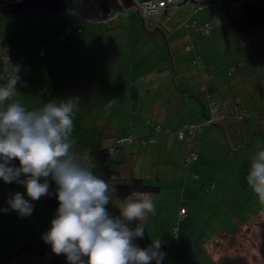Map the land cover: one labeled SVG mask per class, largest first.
<instances>
[{
  "label": "crops",
  "instance_id": "obj_1",
  "mask_svg": "<svg viewBox=\"0 0 264 264\" xmlns=\"http://www.w3.org/2000/svg\"><path fill=\"white\" fill-rule=\"evenodd\" d=\"M136 1L103 19L114 24L98 35L92 31L90 39L71 37L43 57L36 56L42 42L53 41L69 22L81 21L72 18L48 28L43 16L49 14L33 16V23L23 20L26 24L12 18L2 23L0 18V55L11 53L8 69L19 65L26 83L17 84L14 99L32 109L50 100L78 97L72 133L77 151L107 150L130 130L133 143L116 148L110 159L120 164L124 179L138 178L155 188L136 194L153 198L156 213L144 221V233L151 242L157 237L162 241L166 256L161 264H226L227 256L221 252L227 242L264 212V204L245 180L251 157L264 147V0H234L236 6L231 0L204 1L209 3L205 7L221 6L206 9L202 2L191 17L164 25L160 17L167 14V7L159 11L158 30V25L145 26V20L129 11L137 12ZM188 20L208 24L209 35L186 27ZM18 30L25 39L18 37ZM99 35L104 40L97 43ZM202 81L206 91H201ZM210 101L219 103L217 115L225 117L204 125L193 143L198 158L186 172L182 165L186 148L172 131L185 123H204ZM240 110L250 115L238 120L234 114ZM156 125L171 132L144 146L140 141L152 135ZM9 187L11 194L20 192L30 199L22 185L13 182ZM8 198L0 185V209H8L0 211V264H47L49 257L39 259L19 250L31 236L51 249L42 235L50 229L49 219L57 208L43 197L31 201L30 216L20 217L10 209ZM125 199L111 195L109 212L118 216L117 206ZM180 206L187 217L179 224L176 246L170 227Z\"/></svg>",
  "mask_w": 264,
  "mask_h": 264
},
{
  "label": "clouds",
  "instance_id": "obj_2",
  "mask_svg": "<svg viewBox=\"0 0 264 264\" xmlns=\"http://www.w3.org/2000/svg\"><path fill=\"white\" fill-rule=\"evenodd\" d=\"M20 71L19 65H11L0 84V179L22 185L30 199L20 192L10 194V209L28 217L34 211L31 201L55 195L58 208L42 239L68 264H161L166 253L159 237L146 248L135 243L144 238V221L156 213L153 198L134 193L117 206L118 216L111 214L108 206L116 177L105 180L95 174V165L83 162L72 138L79 98L54 99L29 109L14 99L17 84L26 86ZM245 180L264 204V147L251 157Z\"/></svg>",
  "mask_w": 264,
  "mask_h": 264
},
{
  "label": "trees",
  "instance_id": "obj_3",
  "mask_svg": "<svg viewBox=\"0 0 264 264\" xmlns=\"http://www.w3.org/2000/svg\"><path fill=\"white\" fill-rule=\"evenodd\" d=\"M75 1L76 0H35V1H33L31 3V5L29 6V8H36V9H38L39 11H41L43 13L61 12L63 10H74L75 9V7H74L75 6V4H74ZM144 1H151V0H142L141 1V4ZM159 1L160 2H166V0H158L156 3H158ZM107 4L109 5V8H111L113 10H115V9L118 8L114 4V2H112V1L110 3H107ZM173 4H175V3H173ZM173 4L170 5V6H173ZM170 6H167V7H170ZM75 12L81 17V19H88V20H91V21L92 20H99V19H105V18H107L106 11H102L101 12V9L100 10L97 9V6L94 4V2L92 0H81V6L78 9L76 8L75 9ZM9 13H13V10L12 9L5 10V11H2L1 10V12H0V14H2V15H7ZM138 13H140V12L138 11ZM162 14H163V12H160V16H162ZM141 20H145V19H143L142 15H141ZM158 21H159V16H158ZM191 21L192 20H188V21L185 22V24L187 22H191ZM73 23H77L78 24V22H73ZM145 23H146V20H145ZM78 25L80 27V24H78ZM148 25L150 26V25H152V23L151 24H145V26H148ZM157 25H158V28H156ZM204 25H208V24H204ZM195 26H196V28L200 27L197 24L196 21H195ZM201 26H203V25H201ZM156 27H155L156 28L155 30H158L159 29V22H156ZM63 30H64V28H63ZM63 30H62V32L60 34L63 33ZM197 31H199V30H197ZM53 46H54V44H53ZM4 55H6V54H4ZM0 56H3V55H0ZM6 56H8V55H6ZM43 56H39V57H43ZM9 59L7 60V62L9 61ZM6 69H8V66H7L6 61H5V64H4V62L0 60V75H2L4 77V79H0V84L5 83V70ZM204 76H205V74H204ZM206 90L207 89H206L205 83L202 81L201 82V91H206ZM212 103L219 104L216 101H210V102H208L209 109H210V105ZM209 115L210 114L208 112V114L204 118V121L207 120V118H209ZM188 124H196L197 125V123H194V122L193 123L192 122L185 123L180 128H178L177 130L183 128L184 126H186ZM177 130H174L172 132L174 133L176 139L179 142H182L183 145L186 148V154L184 156L183 164L182 165H183L184 170L187 172L188 169H189V167L196 162L198 156H197L196 160L193 163L184 166L185 165V162H186L185 161V157L188 154V148L186 147V145H185V143L183 141H181V140H179L177 138V134H176ZM170 132H171V130H169L168 128H161L160 132H156L155 126H154L152 135H150L149 137L141 140L140 142L142 143V141H144L145 142L144 143V146H145V145H148V144L153 143L155 141V137L157 135H160V134H169ZM198 135L199 134L196 135V138L198 137ZM128 136L131 137L130 130H126L122 135H120L119 137H117L116 140H115V143L111 147L112 148V151H110V148H108L107 150L98 151L96 153L90 152V150L88 148H84V149L78 151V153L81 154L83 151L88 150V152H89L88 162L89 163H87V164H89V165H95V167L93 168V171H94L95 174L100 175L105 180H109V178L112 177V176H115L116 177V182L113 184L114 191L111 193V195L114 196V197H116V198H118V199H121V200L129 197L130 195H132L134 193H149V192L154 191V189H155L154 187H151V186L145 184L143 182V180L138 179V178H132L130 180L124 179L122 177V175L120 173V169L118 167V164L119 163H116V162H114V161H112L110 159V155L112 154V152L115 151L116 148L121 147V146H123L125 144H132L133 143L132 138H131V142H125V143L120 144V145H118L116 143V141L119 138H124V137H128ZM193 150L196 153L194 146H193ZM196 155H197V153H196ZM49 182H50V191H53L54 192L56 186L54 185L53 181L50 180ZM212 189H213V185L210 186L209 188H205L204 190H205V192H209ZM44 202L47 205H49L50 207L58 208V200L55 198V195H53L51 197H47V196L44 197ZM181 208H184V207H182V206L178 207L177 212L175 214V218H174L173 224L170 227L171 228V231H172L173 244L176 245V246H178L177 243L179 242L178 241L179 238L177 236V234L179 235V224L187 217V211H186L185 216H183L182 218H178V211ZM0 220H1V215H0ZM173 228L174 229L176 228V230H177L176 236L173 233ZM135 243L140 248H146L152 242H151V239L144 233V238L143 239L137 238L136 241H135ZM21 246L22 247L19 250V253L20 254L26 253V254H29V255H33V256H35V257H37L39 259H45L46 257H49L50 260L47 262V264H67L68 263L62 255H56V254H54L52 252V250L50 248L42 246L40 244V242H38V239L35 236H31Z\"/></svg>",
  "mask_w": 264,
  "mask_h": 264
},
{
  "label": "rangeland",
  "instance_id": "obj_4",
  "mask_svg": "<svg viewBox=\"0 0 264 264\" xmlns=\"http://www.w3.org/2000/svg\"><path fill=\"white\" fill-rule=\"evenodd\" d=\"M141 1L142 0H137L135 2V5L137 6L136 7L137 12H135V9L129 10V11L133 12L134 15L136 16V18H138V19L139 18L141 19V15H142ZM157 1L158 0H151V2H155V3ZM201 1H207V0H180V2L176 1L175 4H173V6L168 7L169 11L167 12V14H165L161 17V22L164 23V25H171V24H174L175 22L181 21V19L183 20V17L185 19H187L189 16L191 17L193 14H195L194 12H196L197 7L195 4L200 3ZM231 1H232V5H234V0H231ZM238 1H241V0H238ZM217 6H221V5L220 4L219 5H209V6L205 7L204 3H203V8L205 7L206 9H210V8L216 9ZM229 6H230V4H228L227 7H229ZM234 6H236V5H234ZM164 9H166V8H164ZM138 11L141 14L138 13ZM156 14H157L156 15V21H154L151 18H148V19H145L146 23L147 24L152 23L153 27H156V22H159L158 21L159 12ZM120 15H122L124 17L126 16L124 14H120ZM152 15H154V14H152ZM4 16L5 15L0 14V18H4V19H1L2 23H5L7 21L6 18H12V20L22 21L23 24H26L23 20H30V21L33 20L32 23L35 22V19L33 18V16H22V15L21 16L20 15H16V16L11 15L9 17H4ZM43 18L48 22V28H50L51 26L59 25L63 21H69L72 18L76 19L75 21H78V19L81 21L80 27H79L80 28L79 33H68V34H66L64 42L59 41L56 37H55L56 39L54 38L56 40V43H59V44H66V42L69 40V38H71V37L72 38L73 37H80L81 38L83 35H85V37H87L84 39H90L88 37H90V33H92V31H94L95 34L98 35L103 27H105V26L109 27L112 24H114V23L109 24L108 22H104V20H97V21H91L88 19L81 20L80 19L81 17L72 10H65V11H61V12L50 13L48 16H43ZM26 22H28V21H26ZM71 24L72 23L69 22L67 24V26H70ZM7 27L10 28V26H7ZM149 27L151 28V25ZM120 31L121 30L118 31L117 35H121ZM250 31H251L250 32V35H251L252 30H250ZM233 33H235V32H233ZM243 33L245 34L246 31H244ZM17 35L21 39H25V35L23 34V32H21V30H18ZM40 36L43 39H45V34H41ZM103 40H104V37L102 35H99L96 38L97 43L101 42ZM2 41L3 40L0 38V45H1ZM51 41L42 42L41 44H47ZM52 47H53V45L50 46L47 49V51L49 49H51ZM0 51H1V46H0ZM4 54L11 56V53H9V52L3 53L2 55H4ZM36 56L39 57L38 51L36 53ZM78 56L79 55L73 56L74 61L77 60ZM7 60L8 59H6V63H7ZM246 218L248 219V216ZM52 219L53 218L49 219V223ZM250 221L248 223H250ZM50 227H51V224H50ZM221 253L222 254L224 253L227 256L228 261L226 262V264H264V212L261 214V216H259V218H257L256 222L250 228H248V229L246 228L239 237H237L236 239L233 238L232 240L228 241L227 247H225ZM63 257L66 260V257L64 255H63ZM32 264H35V263L33 262ZM36 264H38V263H36Z\"/></svg>",
  "mask_w": 264,
  "mask_h": 264
},
{
  "label": "built area",
  "instance_id": "obj_5",
  "mask_svg": "<svg viewBox=\"0 0 264 264\" xmlns=\"http://www.w3.org/2000/svg\"><path fill=\"white\" fill-rule=\"evenodd\" d=\"M176 1H180V0H166V2H160L159 1L158 3L151 2V1L142 2L141 6H142V17H143V19L151 18L154 21H156V15H157L156 13H158L160 11V9L167 8V6L172 5ZM207 1H209V0H207ZM202 2H204V1H201L200 3H196L195 4L197 9H200L202 7V5H201ZM152 14H154L155 16L152 15ZM185 26L186 27L190 26L192 28H195V29L199 30V32L203 36H208L209 35V29H210L209 25H203V26H200V27L196 28L195 21L192 20L191 22H187L185 24ZM79 32H80L79 25L77 23H72L70 26L64 27L63 33L60 34L57 37V39L59 41H61V42H64L66 34H68V33H79ZM55 43H56V40H54V41H52L50 43H47V44H41L39 49H38V56H43L46 53L47 49L51 45H53ZM9 58H10V56H6V55L0 56V60L3 61L4 64H5L6 59H9ZM8 74H9V70L6 69L5 70V81L7 79ZM218 113H219L218 104L212 103L210 105L209 118H207V120H205L203 124H197V125L196 124H188V125L184 126L183 128L177 130V132H176L177 138L179 140L183 141L185 143L186 147L188 148V154L185 157V161L186 162H185L184 166L193 163L196 160V158H197V155H196V153L193 150V143H194V140L196 138V135L202 133L204 125L215 124L220 119L225 117L224 115H217ZM249 115L250 114L245 112L244 110H240V111H238L237 113L234 114L235 118L238 119V120L243 119L245 117H248ZM155 130H156V132H160L161 127L156 125L155 126ZM125 142H131V137L128 136V137H124V138H119L116 141V143L118 145L123 144ZM144 143L145 142L142 141L143 145H144ZM110 151H112V148H110ZM80 156L82 157V160H83L84 163H86V164L89 163L88 162V157H89L88 150L83 151L80 154ZM18 166H19V163H18L17 167ZM0 184L2 185V187L4 189V192L8 196H10V193H11L10 192V187H9L10 183H5L2 179H0ZM185 214H186V210L184 208L179 209L178 218H182L183 216H185ZM0 215H1V213H0ZM176 232H177L176 228L175 229L173 228V233H174L175 236H176Z\"/></svg>",
  "mask_w": 264,
  "mask_h": 264
},
{
  "label": "water",
  "instance_id": "obj_6",
  "mask_svg": "<svg viewBox=\"0 0 264 264\" xmlns=\"http://www.w3.org/2000/svg\"><path fill=\"white\" fill-rule=\"evenodd\" d=\"M35 0H0V12L12 9L13 13H9L7 15L11 16H16V15H22V16H37V15H44V14H50V13H43L39 11L36 8H29L31 3ZM94 4H97L101 12L106 11L107 13V18L112 16L115 12L123 10L125 8H128L132 5H134L133 0H128V1H123V0H92ZM114 2V4L118 7L117 9L113 10L109 8V5L107 3ZM75 4V9L79 8L81 6V0H76L74 2ZM209 4L208 2H204V5ZM75 9L73 11H75ZM56 13V12H54ZM106 19V18H105ZM103 20V19H99ZM19 163L18 160H16V164L14 163L15 166H17Z\"/></svg>",
  "mask_w": 264,
  "mask_h": 264
},
{
  "label": "flooded vegetation",
  "instance_id": "obj_7",
  "mask_svg": "<svg viewBox=\"0 0 264 264\" xmlns=\"http://www.w3.org/2000/svg\"><path fill=\"white\" fill-rule=\"evenodd\" d=\"M123 1H128V0H123ZM96 6H97V9H99L100 10V7L97 5V4H95Z\"/></svg>",
  "mask_w": 264,
  "mask_h": 264
}]
</instances>
